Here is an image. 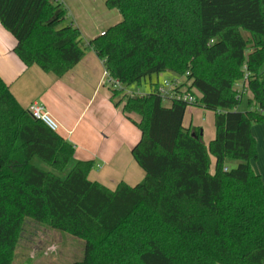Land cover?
Returning a JSON list of instances; mask_svg holds the SVG:
<instances>
[{
    "label": "trees",
    "instance_id": "1",
    "mask_svg": "<svg viewBox=\"0 0 264 264\" xmlns=\"http://www.w3.org/2000/svg\"><path fill=\"white\" fill-rule=\"evenodd\" d=\"M106 5L122 19L88 41L60 0H0V22L27 66L58 76L95 51L113 102L140 128L131 152L144 180L115 189L92 180L95 161L74 160V143L35 119L0 76V264L14 263L28 221L82 239L73 264H264V181L252 167V127L264 123V0ZM165 72L187 74L196 103L164 104ZM146 84L144 94L127 92ZM190 106L215 112L208 144L201 126L184 123Z\"/></svg>",
    "mask_w": 264,
    "mask_h": 264
},
{
    "label": "crops",
    "instance_id": "2",
    "mask_svg": "<svg viewBox=\"0 0 264 264\" xmlns=\"http://www.w3.org/2000/svg\"><path fill=\"white\" fill-rule=\"evenodd\" d=\"M60 1L67 8L68 21L81 30L97 29L106 23L108 28L122 19L117 10L110 11L106 7V0H86L76 7L72 0ZM16 44L14 35L0 22V76L10 86L19 104L28 109L35 101L42 103L58 121V133L74 143V160H94L95 166L89 177L115 189L121 181H125L117 173H124L126 169L127 161L121 159L128 157L126 150L132 143L131 120L124 115L122 105L116 106L113 102L103 61L93 49H89L77 65L63 76H58L44 71L37 64L27 66L16 54ZM169 74L173 72L161 73L159 80ZM247 95L248 99L252 97L251 92ZM202 110L200 107L191 108V117L188 123L185 118V125L200 126L197 122L193 123V114ZM203 112L205 115L213 112L215 118L214 111L205 109ZM252 132L258 151V158L252 161V167L264 181V123L253 124ZM143 177L145 175L139 179Z\"/></svg>",
    "mask_w": 264,
    "mask_h": 264
},
{
    "label": "rangeland",
    "instance_id": "3",
    "mask_svg": "<svg viewBox=\"0 0 264 264\" xmlns=\"http://www.w3.org/2000/svg\"><path fill=\"white\" fill-rule=\"evenodd\" d=\"M86 2V0H72L73 6H79ZM65 3V2H64ZM71 3V2H70ZM63 4V3H62ZM66 4V3H65ZM107 7V5H106ZM110 9V8H108ZM117 9H110L114 11ZM118 11V10H117ZM119 12V11H118ZM120 13V12H119ZM108 23L104 27H97V29L90 30H81L84 41L94 38L96 34H99L102 29L107 28ZM98 30V31H96ZM97 32V33H95ZM84 33V34H83ZM246 38H250L248 32H243ZM101 34V33H100ZM96 37V36H95ZM250 52V51H249ZM172 75V76H171ZM166 77L169 79H175L179 84V87H183L184 83L187 80V74H169ZM156 78H154L155 80ZM149 85H142L140 90L144 93L148 90ZM239 89H243V86H238ZM245 91V90H244ZM248 92L244 93L241 104L239 105L240 110L245 111L248 108ZM119 97H117L118 99ZM164 104L170 105L171 101H164ZM198 107L202 108L201 112L193 114V123L197 122L203 129V140L208 144L209 140L215 136L216 127H215V118L214 113L209 112L210 114L205 115L203 111L205 108L201 106H190L187 109L186 113V122L188 123L191 117V108ZM190 108V109H189ZM133 118L140 120V116L133 115ZM131 129L130 134L132 136V143L127 147L126 155L121 161L126 160V169L124 173H117L120 176V179H124L126 183L141 182L144 180L139 179L140 176L145 175V172L141 169L138 162L134 158L131 149L132 146L140 138V128L139 126L131 120ZM35 162L41 164L45 169H51L46 163H43L40 159L36 158ZM233 163V162H232ZM72 167V166H71ZM214 167V162L212 170ZM126 177V179L124 178ZM128 181V182H127ZM135 183V184H137ZM134 185V184H131ZM14 254V263L13 264H73L75 261L83 258L84 255V241L76 236H73L67 232L57 231L49 226L34 222L28 221L24 225L23 232L21 233L20 240Z\"/></svg>",
    "mask_w": 264,
    "mask_h": 264
},
{
    "label": "built area",
    "instance_id": "4",
    "mask_svg": "<svg viewBox=\"0 0 264 264\" xmlns=\"http://www.w3.org/2000/svg\"><path fill=\"white\" fill-rule=\"evenodd\" d=\"M106 75V80H108L107 71ZM116 85L120 86L118 82ZM179 85L182 84H179L175 79H169L168 77L161 78L158 81V92L160 93L164 101L168 100L172 102L174 100H182L191 104L196 103L197 96L187 91V85H184L183 87H179ZM127 92H130L132 94H143L141 90H137L136 92L127 90ZM28 111L35 119L41 120L52 130L58 131L60 127L58 121L51 116V114L46 110L45 106L42 103L37 101L33 102L29 105Z\"/></svg>",
    "mask_w": 264,
    "mask_h": 264
}]
</instances>
